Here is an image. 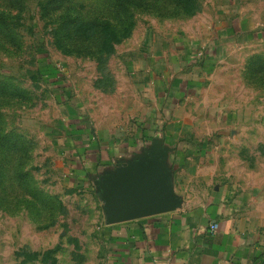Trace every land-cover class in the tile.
Wrapping results in <instances>:
<instances>
[{"label":"rangeland","instance_id":"rangeland-1","mask_svg":"<svg viewBox=\"0 0 264 264\" xmlns=\"http://www.w3.org/2000/svg\"><path fill=\"white\" fill-rule=\"evenodd\" d=\"M132 1L130 33L90 55L101 47L88 34L91 20L126 19L124 5L0 0V129L28 146L31 190L25 201V185L9 171L0 177V264L101 263L103 202L92 183L67 176L59 135L73 113L97 127L126 123L141 105L133 90H144L131 82L128 62L145 41L161 51L162 40H194L217 26L218 41L213 32L194 46L186 69L193 88L171 101L172 147L185 158L176 181L188 179L200 198L224 194L262 239L264 264V0H190L183 15L173 0ZM12 155L0 147L1 163Z\"/></svg>","mask_w":264,"mask_h":264},{"label":"crops","instance_id":"crops-1","mask_svg":"<svg viewBox=\"0 0 264 264\" xmlns=\"http://www.w3.org/2000/svg\"><path fill=\"white\" fill-rule=\"evenodd\" d=\"M217 27L214 31L208 28L194 40H162L161 51L152 49V40L145 41L146 46H140L128 62L131 82L144 90H133L141 105L134 107L126 123L97 127L73 113L65 124V132L59 135L69 179L83 187L92 183L96 190L102 178L142 156L153 144L169 148L167 166L175 192L182 200L180 206L102 225L104 254L100 264H262V239L249 230L224 194L216 191L210 199L200 198L192 193L188 179L176 181V175H180L178 166L185 158H180L179 151L174 153L172 147L176 125L169 117L171 101L193 88L194 78H186V69L193 64L190 60L195 56L194 46L209 40L213 32L218 41L221 30ZM173 47L178 52L171 51ZM207 55H202L197 63L203 65ZM135 116L138 117L134 119ZM188 171L194 173V169Z\"/></svg>","mask_w":264,"mask_h":264},{"label":"water","instance_id":"water-1","mask_svg":"<svg viewBox=\"0 0 264 264\" xmlns=\"http://www.w3.org/2000/svg\"><path fill=\"white\" fill-rule=\"evenodd\" d=\"M169 148L150 146L139 156L108 174L97 184L106 223L116 224L175 210L181 198L167 166Z\"/></svg>","mask_w":264,"mask_h":264},{"label":"trees","instance_id":"trees-1","mask_svg":"<svg viewBox=\"0 0 264 264\" xmlns=\"http://www.w3.org/2000/svg\"><path fill=\"white\" fill-rule=\"evenodd\" d=\"M159 0H154V3ZM174 1V8L180 7V11L177 14H187L190 8V0H173ZM114 5L120 6L122 10V5L125 6L124 8V17H121L117 20L116 23L111 22L103 16H96L94 17L91 22L89 23L90 29L88 34L90 36H96L101 44V47L96 51L87 52L90 55H95V53H101L103 50L107 49L110 44L119 39L121 37L127 36L130 33L131 22L129 19V11L130 8L134 7L132 0H114ZM147 5L149 6L148 1H145L142 4L136 3V8L139 6ZM178 9V8H177ZM0 21L3 22V16L0 14ZM120 25V27H118ZM56 73V72H53ZM52 75V74H51ZM5 146L6 149H9L11 152L12 158L10 164L1 163L0 161V177L6 174L7 171L10 172L11 176L16 180L17 183L21 185H25L29 191L23 196L25 201H29L30 199V183L27 180V176L24 170V160H27L29 157V148L26 143L20 139L19 136L16 135H9L4 130L0 129V147ZM19 153V154H18ZM21 153V154H20Z\"/></svg>","mask_w":264,"mask_h":264},{"label":"built area","instance_id":"built-area-1","mask_svg":"<svg viewBox=\"0 0 264 264\" xmlns=\"http://www.w3.org/2000/svg\"><path fill=\"white\" fill-rule=\"evenodd\" d=\"M211 227H212V229H214L215 228V225H212Z\"/></svg>","mask_w":264,"mask_h":264}]
</instances>
